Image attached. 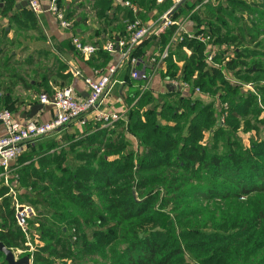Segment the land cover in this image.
<instances>
[{"label": "trees", "instance_id": "obj_1", "mask_svg": "<svg viewBox=\"0 0 264 264\" xmlns=\"http://www.w3.org/2000/svg\"><path fill=\"white\" fill-rule=\"evenodd\" d=\"M188 1L174 18L190 15L202 25L206 14L203 28L190 32L211 40L172 42L162 76L193 81L202 94L194 88L188 93L167 88L159 100L135 86L128 95L130 114L117 129L97 124L67 136L64 145H38L42 138L28 146L30 152L19 163L21 201L34 208L30 224L43 243L28 254L32 264H56L58 259L62 264H101L99 259L110 264H193L187 254L196 264H264V139L257 133L247 146L236 137L241 121L245 131L257 129L247 118L262 114L257 95L241 92L245 84L264 81L258 58L264 52L256 49L264 31L257 25L250 29V42L241 29L238 35L224 34L220 22L225 14L214 23L210 5L192 13L203 0ZM15 5L16 0H8L3 15ZM261 7L254 4L249 13L263 17ZM176 30L170 27L161 35V51ZM150 40L138 47L142 54ZM232 44L233 56L225 57ZM214 45L221 48L216 66L207 61ZM129 83L143 84L132 76ZM221 90L219 116L213 108L218 98L212 95ZM208 100L213 103L204 102ZM224 103L228 115L221 125ZM128 135L137 139V149ZM7 193L0 186V243L12 251L28 250ZM219 203L227 204L226 209ZM0 264H9L2 251Z\"/></svg>", "mask_w": 264, "mask_h": 264}, {"label": "crops", "instance_id": "obj_2", "mask_svg": "<svg viewBox=\"0 0 264 264\" xmlns=\"http://www.w3.org/2000/svg\"><path fill=\"white\" fill-rule=\"evenodd\" d=\"M7 1L0 0V51L6 62L10 59L6 65H0V70H2L0 73V111L5 108L11 109L15 118L21 123L31 120L45 123L52 120L55 110L51 106L43 105L40 102V96L51 95L57 88L72 86L81 99L88 96V88L83 78L74 77L71 73L73 69L80 70L84 78L96 80L100 77L99 71L120 62L122 55L119 49L117 53L112 54L106 52L104 47L111 41L127 40L125 21L132 20L135 16L124 7V2L130 1L138 6L142 10L138 18L144 24L149 25L160 23L165 15L178 6L174 0H157L154 5L146 3V0H109V4L103 0H58V5L60 4L59 7L64 11L66 19L73 25L65 30L49 11L50 0H42L44 13L40 16H35L28 6H22L23 2L19 0H16V5L9 9L7 15H3L4 9L7 8ZM195 1L189 0L188 2L191 5ZM222 3V0H203L192 13L210 5L213 11L209 18L218 24L221 21L219 17L225 14V7ZM23 13L31 14L30 18ZM174 14L171 17L174 22L183 24L188 31H198L193 28L190 15L175 19ZM203 15V18L207 17L206 14ZM33 22H37L35 26L32 25ZM223 23L220 22L221 27ZM222 31L224 33L225 30ZM161 35L150 40L151 45L144 47V54L139 51L140 48L136 50L137 55L135 52V57L139 61L136 69L152 75L149 91H152L155 96L165 95L164 89H173L169 84L172 79L162 76V73L166 72V65L158 68L151 60L161 52ZM75 38L97 47L98 51L92 57H84L74 46ZM220 50L221 48L217 45L209 46L208 53H214L216 58ZM132 71L133 67L130 63H125L119 70L116 77L117 83L104 98L103 108L119 110L129 116L133 105L129 104L128 95L132 90L135 91L144 86L142 83L130 86L129 79ZM244 86H251V84ZM41 104L43 108L39 109L34 117L29 118L33 109ZM97 124L94 121V115L89 114L86 125L81 126L78 122L72 123L51 136L60 139L65 132L68 136H78ZM4 133V127L0 123V136ZM129 139L137 149V139L132 135H129ZM14 162L11 163L8 176L12 179L10 180L12 183L17 180L16 188L22 194L24 188L19 182L21 167L19 164L15 165ZM3 182L0 176V186H3Z\"/></svg>", "mask_w": 264, "mask_h": 264}, {"label": "built area", "instance_id": "obj_3", "mask_svg": "<svg viewBox=\"0 0 264 264\" xmlns=\"http://www.w3.org/2000/svg\"><path fill=\"white\" fill-rule=\"evenodd\" d=\"M176 5L181 4L184 0H174ZM19 2H26L28 8L35 16H40L44 13L42 0H19ZM124 7L129 9L135 16L132 20L125 21V30L127 32V40L107 43L104 50L108 53H117V49L121 53L122 57L119 63L109 66L103 71H99L100 76L96 80L84 78L80 70L73 69L71 73L76 78H83L87 88L88 96L85 99L78 97L75 89L72 86H66L57 88L51 95L43 94L40 96V102L43 105H48L54 108L55 114L52 120L49 122L41 123L36 120L27 121L26 123L19 122L13 112L9 109H2L0 111V123L4 127V135L0 136V176L4 180L3 186L8 188L7 197L13 200L12 207L15 210V220L17 226L20 228L25 236V245L29 248H34L39 242L38 239L33 240L31 235V219L36 214L32 206L22 205L19 200V191L17 187V180L12 183L8 176L11 163L14 162L17 157L26 152L28 146L37 141L38 139L47 138L58 131L67 128L73 122H79L81 126L86 125L87 115L93 114L94 121L98 123L101 128H110L120 121H126V114L114 110H107L104 105V98L111 91L112 87L117 83L116 77L119 70L125 65L130 63L133 67L132 78L142 81L144 86L141 88L142 93L150 89V83L152 75L141 70H137L136 66L139 63L135 57L137 48L144 42L159 36L166 32L170 27H177V30L172 38L171 43L166 49L159 52L151 60L158 68H163L166 64V60L169 56L170 45L179 39L182 42L185 38L195 39L203 44H208L211 37L204 33L194 34L186 28L183 24H177L170 16L171 11L165 15L160 23L155 25L144 24L140 18L139 13L142 10L134 5L130 1L124 2ZM174 10V9H173ZM49 11L56 17L59 25L67 30L73 25L66 19L64 11L59 7L58 0H50ZM74 46L78 53L84 57H92L98 51L97 47L89 44H85L78 38L74 39ZM215 54L211 53L207 57V61L215 65ZM170 86L177 91L188 93L191 89H195L196 94H202L200 88H195L189 82L170 80ZM244 86V85H243ZM245 87V86H244ZM247 89L251 90V86H247ZM220 124L225 123V119L228 115V104H222ZM1 200V199H0ZM29 248V249H30ZM35 249V248H34Z\"/></svg>", "mask_w": 264, "mask_h": 264}, {"label": "rangeland", "instance_id": "obj_4", "mask_svg": "<svg viewBox=\"0 0 264 264\" xmlns=\"http://www.w3.org/2000/svg\"><path fill=\"white\" fill-rule=\"evenodd\" d=\"M223 1V7H225V22L223 23V29L226 32L231 31V33H233V35H238V33L240 32L239 30H243L245 33V36L248 40V42H250L252 40V33L250 31V29H252L254 26H258L260 27L262 30L264 31V16L261 17L260 15H252L251 13H249V8H253L254 7V3L256 4H261L262 7L260 9V11L262 12V14H264V4L263 1L264 0H222ZM234 2L237 4H234ZM232 5H236V7L234 8V6ZM241 8H245L246 10L242 11ZM204 9V8H203ZM263 18V19H261ZM193 20V19H192ZM201 21H203L204 24V18H201ZM203 24L200 25L196 20H193V28H198L202 29L203 28ZM224 31V33H226ZM261 37V41L256 45V49H258L259 51H263L264 52V36H260ZM263 39V40H262ZM236 44H232L231 46H229L230 51L225 52L224 56L226 57H232L234 53H232L234 51V48ZM238 46H241L240 44ZM0 47H1V42H0ZM9 55V54H8ZM259 60L262 61V63L264 64V56L262 57H258ZM2 60H0V65H2L4 63L5 58L3 59V57L1 58ZM255 59V58H253ZM253 61V60H252ZM262 64V65H263ZM2 72V70H0V73ZM172 80H176V79H172ZM177 81H181V80H177ZM192 85H194V82L191 81L189 82ZM251 84V83H250ZM247 85V84H245ZM263 88L264 89V81L261 83H256V84H251V90L247 89L246 87H244V89L242 90L241 93L248 95L249 93H254L257 96L258 102H259V107L262 109V114L259 116V118H255L254 116H250L247 118L248 121H251V125L254 127H256L257 129H252L249 131H245V124L244 122L241 121V128L240 130L237 132L236 137L238 138V140H240L243 145H250V138H254V136L258 133V136L261 139H264V123H261L264 120V91H261L260 89ZM164 89V88H163ZM221 90V92H217L215 95H212L215 99L218 98V105L216 104L213 108L216 110V112L218 113V115L220 116V98L223 99V95L225 94V92ZM157 98L159 97V100H161V96H156ZM212 97V98H213ZM206 104H212L213 101H204ZM216 103V102H215ZM128 116H126L125 120H127ZM76 123V122H73ZM79 123V122H78ZM80 125V123H79ZM117 123L114 125L113 128L117 129L116 126ZM116 126V127H115ZM68 134H66V132L64 134H62L60 139L57 138H52L54 136H51L49 138H45L43 139V143H39L38 145L43 144V146L45 147L47 144L49 143H57V145H64L66 142ZM129 136V135H128ZM208 141V139H206ZM47 142V143H46ZM46 143V144H44ZM223 144V142H221ZM28 150V149H27ZM24 152L22 154H20L17 159L15 160V165H18L21 161V158L26 155L25 153L30 152V150H28V152ZM202 185V184H201ZM203 186V185H202ZM19 200L21 202L22 205H29L30 204L28 202H26L25 200L22 202L21 201V192L19 191ZM1 199V198H0ZM2 199L0 200L1 203ZM13 200L10 199V203L12 205ZM202 202H200L199 204H201ZM236 202H232L233 205H235ZM219 206H221L223 208V210H225L227 204H221L219 203ZM36 214V212H35ZM36 217V216H35ZM98 228H92V230H88V232L92 233L94 230H97ZM35 230V226H31V235L30 238L33 240L38 239V243L37 245H43V243L40 241L38 234H33V231ZM210 229H207V231H209ZM25 248H28L25 243L23 244ZM37 247V246H36ZM30 248V247H29ZM34 248H35V243H34ZM34 248H30L28 250H22V249H14L13 252L16 256L17 259H21L25 256H28V254H32L35 252ZM187 260L190 263L196 264L194 258L190 255L187 254L186 256ZM54 261V259H52ZM101 264H110V260H102L99 259ZM56 264H62V262L60 261V259H58L57 261H55ZM91 260H88L85 264H91ZM32 264V261H31Z\"/></svg>", "mask_w": 264, "mask_h": 264}, {"label": "water", "instance_id": "obj_5", "mask_svg": "<svg viewBox=\"0 0 264 264\" xmlns=\"http://www.w3.org/2000/svg\"><path fill=\"white\" fill-rule=\"evenodd\" d=\"M184 2V1H183ZM183 2L181 4H179L176 8H174V10L171 11L170 13V16L173 15L177 9H179L181 7V5L183 4ZM22 6H27V3L26 2H23L22 3ZM43 108V105H37L31 115H29V118H32L35 116V114L37 113V111L39 109H42ZM0 251H2L5 256H6V260L9 264H31V261H30V258L28 256H25L21 259H17L14 252L10 249H7L2 243H0Z\"/></svg>", "mask_w": 264, "mask_h": 264}]
</instances>
